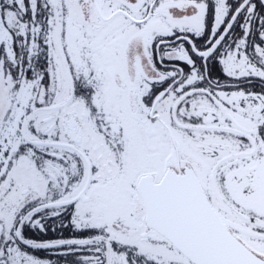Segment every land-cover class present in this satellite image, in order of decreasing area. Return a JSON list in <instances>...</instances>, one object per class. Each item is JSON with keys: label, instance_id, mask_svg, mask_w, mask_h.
<instances>
[{"label": "snow or ice", "instance_id": "snow-or-ice-1", "mask_svg": "<svg viewBox=\"0 0 264 264\" xmlns=\"http://www.w3.org/2000/svg\"><path fill=\"white\" fill-rule=\"evenodd\" d=\"M0 264H264V0H0Z\"/></svg>", "mask_w": 264, "mask_h": 264}]
</instances>
